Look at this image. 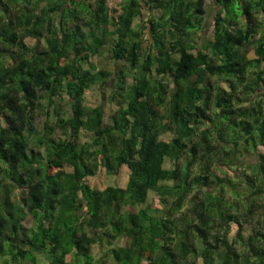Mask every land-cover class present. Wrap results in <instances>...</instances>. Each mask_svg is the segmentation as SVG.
<instances>
[{"label": "trees", "instance_id": "1", "mask_svg": "<svg viewBox=\"0 0 264 264\" xmlns=\"http://www.w3.org/2000/svg\"><path fill=\"white\" fill-rule=\"evenodd\" d=\"M210 2L0 0V264H264V0Z\"/></svg>", "mask_w": 264, "mask_h": 264}, {"label": "rangeland", "instance_id": "2", "mask_svg": "<svg viewBox=\"0 0 264 264\" xmlns=\"http://www.w3.org/2000/svg\"><path fill=\"white\" fill-rule=\"evenodd\" d=\"M206 8L211 11V2L210 0H206ZM214 10H212L213 12ZM208 19V15L205 16V22L208 24L210 21L207 20ZM209 33L207 32V30H204L203 32L198 34V37L196 38L197 41H201L202 38L199 40L200 36L201 37H208ZM26 42L28 43H32L33 40H31L30 38H26ZM248 56L252 57L253 56V52H252V48L251 46H249V51H248ZM92 60L96 61V62H101L103 64V56L101 57H93ZM105 67L108 68V70L111 69V65L110 64H104ZM109 91L110 89L108 88V84L104 85L103 88H100L98 90H95L94 88H91V90H87L86 94H85V101L87 105L89 106H100V108L102 109V115H103V122L107 123L110 122L109 118L112 116L114 110L116 109V104L112 101H110L108 99L109 96ZM42 120H43V116L39 115L36 118L35 121V127L36 129H40L41 124H42ZM4 123V122H2ZM86 134V133H85ZM80 133L79 138L81 140H86V137L84 138L85 135ZM254 152L255 153H264V145H257L254 148ZM249 156V155H248ZM250 159H252L251 156H249ZM221 170H227L226 166L221 167ZM217 174H220L219 170H216ZM222 175V174H221ZM127 182V168L125 165H120L117 169V172L115 173H108L106 172V170L104 168H99V170L93 175V176H88L87 177V183L93 187V188H103L104 186L111 184V185H117V186H125ZM31 222L32 219L30 216H27L25 218V220L23 221V224L26 227H30L31 226ZM248 227V225H247ZM246 227V228H247ZM234 234V230L232 231ZM115 243H118L120 245H127L128 244V239L127 238H120L119 240H115ZM98 248H94L93 249V253L97 254ZM38 261H42L43 256H37ZM0 262H1V257H0Z\"/></svg>", "mask_w": 264, "mask_h": 264}]
</instances>
